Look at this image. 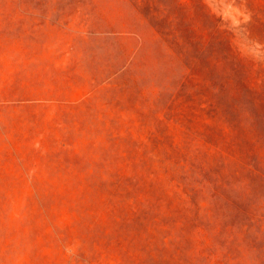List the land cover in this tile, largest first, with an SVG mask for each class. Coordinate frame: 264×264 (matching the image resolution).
<instances>
[{
	"label": "rangeland",
	"instance_id": "1",
	"mask_svg": "<svg viewBox=\"0 0 264 264\" xmlns=\"http://www.w3.org/2000/svg\"><path fill=\"white\" fill-rule=\"evenodd\" d=\"M0 264H264V0H0Z\"/></svg>",
	"mask_w": 264,
	"mask_h": 264
}]
</instances>
